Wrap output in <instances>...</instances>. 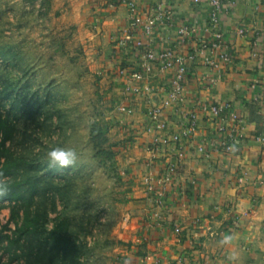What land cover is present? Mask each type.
I'll use <instances>...</instances> for the list:
<instances>
[{
    "label": "crops",
    "instance_id": "obj_1",
    "mask_svg": "<svg viewBox=\"0 0 264 264\" xmlns=\"http://www.w3.org/2000/svg\"><path fill=\"white\" fill-rule=\"evenodd\" d=\"M86 1L99 23L100 61L116 79L117 111L133 129L131 149L136 158L130 165L137 169L129 171L133 185L128 211L118 224V237L129 242L122 260L131 264H264V0H222L216 27L208 24L205 3L135 0L143 16H154L164 6L173 12L174 19H163L149 37L130 23L126 0ZM183 23L194 27L190 35L178 33ZM195 38L220 41L231 51V60L214 69L200 55L189 59L185 99L163 112L161 128L148 131L155 125L150 109L169 89L171 71L153 64L142 78L128 79L121 69L143 71L142 51L148 44L155 50L171 47L189 54ZM121 40L125 43L120 44ZM253 50L258 54L254 56ZM146 85L150 92L132 91L133 86ZM216 102L227 106L226 115L233 111L239 118L229 122L236 123L240 135L238 148L231 153L214 146L218 120L203 110ZM122 105L132 111L121 110ZM181 110L196 111L199 123L193 135L182 137L184 154L179 159L172 135L182 132ZM154 136L170 141L152 144ZM151 145L156 148L150 149ZM200 145L203 150H198ZM170 164L176 167L168 174ZM150 171L151 184L144 182ZM161 177L165 179L158 181Z\"/></svg>",
    "mask_w": 264,
    "mask_h": 264
},
{
    "label": "rangeland",
    "instance_id": "obj_2",
    "mask_svg": "<svg viewBox=\"0 0 264 264\" xmlns=\"http://www.w3.org/2000/svg\"><path fill=\"white\" fill-rule=\"evenodd\" d=\"M96 24L86 0H0V91L27 104L12 147L28 160L25 175H39V203L50 208L57 199L47 227L57 215L68 216L79 245L76 264H118L129 243L118 237V224L128 211L129 171L137 169L130 164L136 157L133 129L117 111L116 79L100 61ZM90 116L115 143L110 159L96 155L91 132L87 138L79 135ZM57 141L83 145L74 166L49 167L45 153ZM9 215L10 203L0 201V227ZM1 261L24 264L7 254Z\"/></svg>",
    "mask_w": 264,
    "mask_h": 264
},
{
    "label": "trees",
    "instance_id": "obj_3",
    "mask_svg": "<svg viewBox=\"0 0 264 264\" xmlns=\"http://www.w3.org/2000/svg\"><path fill=\"white\" fill-rule=\"evenodd\" d=\"M26 106L10 92L0 91V170L9 183V191L0 201L10 203L8 220L0 227V264L2 254H7L10 261L23 259L24 264H76L79 245L69 230V217L57 215L53 225L47 227L49 211L57 209V199H53L50 208L44 202L39 203V175L36 172L25 175L23 165L28 160L12 147L20 118L28 110ZM106 132L97 122L91 139L97 148L96 155L110 159L117 151L115 143L108 142ZM106 143L107 147L103 146ZM11 223L13 227L9 226ZM118 264L131 263L121 259Z\"/></svg>",
    "mask_w": 264,
    "mask_h": 264
},
{
    "label": "built area",
    "instance_id": "obj_4",
    "mask_svg": "<svg viewBox=\"0 0 264 264\" xmlns=\"http://www.w3.org/2000/svg\"><path fill=\"white\" fill-rule=\"evenodd\" d=\"M196 2H202L208 5V24L216 27L219 24V20L222 14L223 1L222 0H195ZM129 12H130V23L139 26L145 36L149 37L159 24L162 23L163 19H174L173 12L168 7H162L159 9L158 13L154 16L148 15L143 16L139 13V8L135 0H126ZM208 25V27H209ZM178 33L187 36L194 31V27L186 23L181 24L178 27ZM242 32V30H239ZM220 36L219 33L215 34ZM121 44H124V40L120 41ZM192 51L189 54H182L177 51V49L171 47H164L159 50L153 49L149 44L142 51L143 58V71L134 70V69H121V72L127 76L128 79H140L145 73H148L152 70V65L157 64L159 68L168 72L171 71V81L170 87L167 92L159 99L158 102H155L150 109V116L154 120L155 125L152 128H148V131L153 129L161 128L164 125V121L161 120L160 116L163 115V112L171 105L177 104L185 99V84H186V75L188 70V60L194 59L196 56L200 55L204 63L209 65L214 69H220L223 66V63H227L231 60L232 54L231 51L222 47V43L215 39L210 40L206 38H195L192 40ZM252 54L255 56L258 53L253 50ZM132 91L135 93L138 92H150L148 85L133 86ZM226 105L220 103H212L209 105H204L203 110L211 118L218 120V126L216 129L217 140L214 143L215 147H219L224 152H234L238 148L240 142V135L238 133V128L236 123L234 125H229V122H237L239 120L238 115L231 111L228 115L224 113ZM121 110L131 112V107L120 106ZM181 115L184 117L185 122L183 123L182 132L179 134L172 135L173 145H175L176 156L180 159L184 154L183 146L181 145L182 137H190L194 134L199 123V116L196 111L186 112L181 110ZM231 126V127H230ZM259 140H263V136L259 135L257 137ZM170 140L162 136H154L152 139V144H158L160 142L167 143ZM180 143V144H179ZM154 149L156 147H153ZM198 150H203V146H199ZM176 165L170 164L167 168V172L173 173ZM145 183L151 184L154 177L151 171L144 176ZM164 177L158 179L164 180ZM158 201L161 200V192L158 193ZM178 230V228H176Z\"/></svg>",
    "mask_w": 264,
    "mask_h": 264
},
{
    "label": "clouds",
    "instance_id": "obj_5",
    "mask_svg": "<svg viewBox=\"0 0 264 264\" xmlns=\"http://www.w3.org/2000/svg\"><path fill=\"white\" fill-rule=\"evenodd\" d=\"M97 120L89 117L86 123L79 131V135L87 138L89 133L94 130ZM83 145H77L75 142L57 141L48 145L46 157L49 167L57 169H66L74 166L81 154ZM9 191L8 179L4 172L0 170V197L5 196Z\"/></svg>",
    "mask_w": 264,
    "mask_h": 264
}]
</instances>
